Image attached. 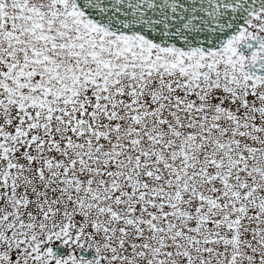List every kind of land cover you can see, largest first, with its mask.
<instances>
[{"label": "snow or ice", "instance_id": "1", "mask_svg": "<svg viewBox=\"0 0 264 264\" xmlns=\"http://www.w3.org/2000/svg\"><path fill=\"white\" fill-rule=\"evenodd\" d=\"M0 264H264V0H0Z\"/></svg>", "mask_w": 264, "mask_h": 264}]
</instances>
